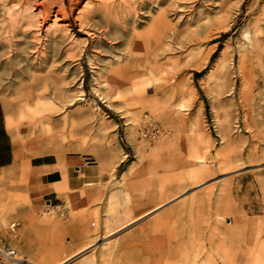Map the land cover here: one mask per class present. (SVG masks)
<instances>
[{
	"label": "rangeland",
	"instance_id": "1",
	"mask_svg": "<svg viewBox=\"0 0 264 264\" xmlns=\"http://www.w3.org/2000/svg\"><path fill=\"white\" fill-rule=\"evenodd\" d=\"M134 1L0 0V101L16 156L0 168L12 210L0 234L16 221L14 246L44 264H87L83 253L264 264V0ZM246 27L259 47L244 93ZM12 60L25 66L18 77ZM29 73L40 78L27 96ZM124 179L151 209L186 192L103 238L106 194Z\"/></svg>",
	"mask_w": 264,
	"mask_h": 264
},
{
	"label": "bare ground",
	"instance_id": "2",
	"mask_svg": "<svg viewBox=\"0 0 264 264\" xmlns=\"http://www.w3.org/2000/svg\"><path fill=\"white\" fill-rule=\"evenodd\" d=\"M136 1V0H135ZM134 1V2H135ZM133 2V1H131ZM137 3V2H136ZM44 4V3H42ZM130 5V4H129ZM136 5V4H135ZM43 7H46L45 4L42 5ZM48 9V8H47ZM263 12H264V6L262 7ZM262 12V11H261ZM48 14V13H47ZM262 14V13H261ZM84 25V24H83ZM19 29V28H18ZM16 33V32H15ZM255 33V32H254ZM16 35V34H15ZM243 37L244 40L242 42L239 43L238 46V53H239V69L240 72L243 76V79L245 81V84L243 85V88L241 89L244 93L247 90V85L246 83H248V81L250 82V80L253 79V71H254V67H252L249 63H247L248 61H250V58H255V54L257 51V48L259 47V43L258 40L256 38V36L253 34V32L249 29V28H245L243 30ZM56 41V40H55ZM60 43V42H58ZM18 44H16L15 47H17ZM50 45V44H49ZM55 45V44H53ZM6 46V45H5ZM51 47V46H49ZM26 48V47H25ZM5 49V48H4ZM17 49V48H16ZM27 49V48H26ZM59 49V48H57ZM2 50V49H1ZM18 50H20L18 48ZM55 50V48H54ZM16 51V50H15ZM50 51V50H49ZM233 51V50H232ZM22 52V51H21ZM258 52V51H257ZM127 53V52H126ZM52 54V53H51ZM56 54V51H55ZM58 54V53H57ZM50 55V53H49ZM131 55V54H130ZM13 57V56H12ZM15 57V55H14ZM21 57V56H20ZM19 57V58H20ZM47 57V56H46ZM10 59V58H9ZM18 60V58H16ZM46 59V58H44ZM254 60V59H252ZM3 61V60H2ZM205 61V60H203ZM13 62V60H12ZM251 62V61H250ZM254 62V61H253ZM11 63V62H10ZM9 63V64H10ZM202 63V62H201ZM3 65V64H2ZM7 65V64H4ZM3 65V66H4ZM11 72L13 74H15V76L22 73L23 70L25 68V66L21 65V61L17 62L14 61L11 64ZM203 65V64H201ZM2 66V69H3ZM200 66V65H199ZM9 69V68H8ZM1 70V67H0ZM6 71V69H3ZM26 70V69H25ZM4 71V72H5ZM7 72H10L7 70ZM25 72V71H24ZM11 75V74H10ZM9 75V76H10ZM2 75L0 74V77ZM14 76V75H12ZM28 79L30 80V83L26 84L27 87H30V91L28 92L27 96L32 95V91L34 88H36L38 86L39 83V76L35 75L34 73H29L28 74ZM4 78V77H2ZM16 78V77H15ZM120 78V77H119ZM123 79V78H122ZM119 80L116 81V83ZM131 81V80H130ZM121 83V82H119ZM125 83V82H124ZM127 83V82H126ZM140 83V82H139ZM142 83V82H141ZM183 83V82H182ZM181 83V84H182ZM114 84V83H113ZM118 88V87H117ZM116 88V89H117ZM174 89V88H173ZM178 91V90H177ZM118 92V91H117ZM115 92V93H117ZM179 92V91H178ZM241 92V91H240ZM241 92V93H243ZM241 94L242 95H244ZM115 95V94H114ZM38 98L41 99V95L39 93ZM38 104H41V101L38 102ZM38 105V106H39ZM184 106L183 104L181 105V107ZM162 140V139H161ZM167 140V139H166ZM165 140V141H166ZM167 142V141H166ZM169 142V141H168ZM163 140L160 141L159 143H157L158 145H163ZM166 144V143H165ZM198 150V149H197ZM198 159H202L204 158V156L202 154L198 155L197 157ZM196 163V162H195ZM65 172V171H64ZM66 173V172H65ZM125 179L122 181L120 180L118 182L117 185H115L114 187H112L111 189L108 190L107 194H106V198H105V216L102 219V224L105 228H103L104 230V236L103 238H108L109 236H111L112 234H114L115 232H117L118 230L127 227L129 224H132L134 222H136L137 220H139L140 218L147 216L148 214L154 213L156 212V210H158L159 208H163V206H165L167 203L171 202L172 200L178 199L183 197V194L186 192V190H182L180 193H178L177 195H175L174 197H172L171 199H169L168 201L162 202L159 205L155 206L153 209H151L152 207H144L143 204L141 203H137L135 202L136 200H133L132 197V190L133 187H131V185L129 183L125 184ZM127 182V181H126ZM200 184V183H199ZM138 187V186H137ZM136 187V189H137ZM135 188V187H134ZM138 190V189H137ZM134 191V190H133ZM225 190L224 189H220V191L217 193L215 199L216 202H218L219 200H221L222 197V193H224ZM6 196L4 195H0V225L1 226H6L7 224V220L9 215L12 213V210L6 200ZM215 218L217 220H222L224 218L223 214H221L220 212L217 211V213L215 214ZM52 222L53 219L52 218H44V220L42 221V223H49ZM99 221V219H98ZM53 228H58L62 226V223L60 221H57L55 223L51 224ZM102 226V227H103ZM100 227V224L95 223L93 225V228L91 227V230L87 231V232H92V230H97ZM90 229V228H88ZM11 231V230H10ZM98 232V231H97ZM17 234V232H16ZM96 234V233H95ZM194 234V233H193ZM2 235V234H0ZM11 235L10 237H8L9 239H12L16 236L13 234V232L11 231ZM7 237V236H6ZM93 237V236H92ZM98 236H95L94 238H92L91 240L88 241V243L90 244L88 247H85L83 249H81V251H79L77 254H81L83 252H85L86 250H88L89 248H91V246H93L96 242H97ZM87 241V240H86ZM86 243V242H85ZM108 240L103 242L102 246H101V251H102V255L105 256L108 253V250H110V247L107 245ZM105 244V245H104ZM14 245V244H13ZM106 246V247H105ZM15 247V246H14ZM16 248V247H15ZM17 249V248H16ZM194 249V248H193ZM205 251V250H204ZM19 252V251H18ZM87 253V252H86ZM114 253V252H113ZM184 253V251H183ZM258 253V250H256V254ZM260 253V250H259ZM83 253V260L87 263V264H95V258L93 257V254H85ZM201 254V253H200ZM198 254V255H200ZM19 257L20 258H24L20 253H19ZM101 255V254H100ZM76 256V255H73ZM45 258V256H44ZM71 257H67L66 259L61 260L59 263L57 264H65L67 262V260H69ZM27 259V258H25ZM97 260V259H96ZM33 263V264H44L42 261H31L29 259H27V262ZM97 264V263H96ZM184 264H237L235 262V260L233 258H231L229 255L222 257L220 261L216 260L215 258H213L212 256H209L208 258H206L205 260H197L196 257L192 258L191 260H189L188 262L184 263Z\"/></svg>",
	"mask_w": 264,
	"mask_h": 264
},
{
	"label": "crops",
	"instance_id": "3",
	"mask_svg": "<svg viewBox=\"0 0 264 264\" xmlns=\"http://www.w3.org/2000/svg\"><path fill=\"white\" fill-rule=\"evenodd\" d=\"M15 151L12 138L7 127L4 108L0 101V168L12 165L15 162ZM54 171H51V178ZM48 173V171H47ZM55 181H53L54 183Z\"/></svg>",
	"mask_w": 264,
	"mask_h": 264
},
{
	"label": "built area",
	"instance_id": "4",
	"mask_svg": "<svg viewBox=\"0 0 264 264\" xmlns=\"http://www.w3.org/2000/svg\"><path fill=\"white\" fill-rule=\"evenodd\" d=\"M16 221L11 222L10 229L16 235ZM18 250L14 247L12 239L0 235V264H30L27 259L19 257Z\"/></svg>",
	"mask_w": 264,
	"mask_h": 264
}]
</instances>
